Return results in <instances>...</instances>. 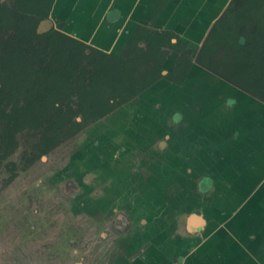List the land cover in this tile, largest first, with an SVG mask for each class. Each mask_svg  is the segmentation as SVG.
I'll return each instance as SVG.
<instances>
[{"label":"rangeland","instance_id":"rangeland-1","mask_svg":"<svg viewBox=\"0 0 264 264\" xmlns=\"http://www.w3.org/2000/svg\"><path fill=\"white\" fill-rule=\"evenodd\" d=\"M55 24L50 15L37 34L58 30ZM11 35L0 33V264H116L120 253L128 258L129 245L143 240L146 248L154 242L171 255L166 219L182 220L189 213L180 211L186 205L209 210L212 217L210 209L221 203V190L213 184L223 165L212 163L214 146L230 139L242 147L247 135L264 142V108L248 104L231 88L223 90L218 75L200 70L184 87L159 82L100 121L79 117V129L74 119L57 130L28 122L9 130V115L24 102L22 96L9 95V68L3 61L19 49L38 67L46 51L37 35L27 43ZM235 103L247 111L236 113L245 120H234L233 129L223 110ZM223 119L227 128L220 134L214 126L225 125L219 122ZM259 141L250 153L255 164L241 165L255 173L256 182L264 172ZM172 228L177 241V224Z\"/></svg>","mask_w":264,"mask_h":264},{"label":"trees","instance_id":"trees-1","mask_svg":"<svg viewBox=\"0 0 264 264\" xmlns=\"http://www.w3.org/2000/svg\"><path fill=\"white\" fill-rule=\"evenodd\" d=\"M55 1L15 0V8L0 3V33L12 31L11 38L19 43L37 35L46 43L38 67L19 49L3 61L2 66L9 68V95L22 96L24 102L9 115V130L27 122L57 130L74 119L79 129V117L100 121L162 79L183 86L196 58L201 66L264 100V0H235L199 53L173 33L140 28L121 56L59 30L38 35L37 28L50 17ZM169 50L182 57L176 69L164 75Z\"/></svg>","mask_w":264,"mask_h":264},{"label":"crops","instance_id":"crops-1","mask_svg":"<svg viewBox=\"0 0 264 264\" xmlns=\"http://www.w3.org/2000/svg\"><path fill=\"white\" fill-rule=\"evenodd\" d=\"M234 1L56 0L51 19L57 21L56 29L113 55L119 53L118 55L121 56L140 28L160 33H173L179 36L183 43L188 44L189 48L201 52L216 23L225 16ZM174 55H176L175 61H173ZM180 56L176 51L167 55L163 64L164 75L176 69L181 61ZM192 69L183 86L175 85L165 79L159 82L180 88L186 86L189 80L194 78L193 74L197 70L217 76L201 66L197 58L194 60ZM217 81L223 90L224 87L231 88L239 94H244L241 96L249 99L248 104L258 102L264 108L263 101L253 97L239 86L219 75ZM229 102L232 101H228V104ZM232 105H234L232 109L223 110V112H227L233 129H236L234 120H245L242 115L235 117L236 113H244L247 109L242 108L240 103L238 106L236 103ZM226 120L219 121L220 124L225 123V125L214 126L216 130H220V134L222 129L225 128L224 132L227 128ZM263 121L264 117L261 120L262 124L260 123L262 126L260 130L264 132ZM243 131H246L245 128ZM250 134L253 138V134ZM248 136L250 135H247L245 146L242 147L238 146V142L230 139L218 142V145L214 146L210 156L212 163L215 166L217 164L223 166L220 173L214 177V187L221 190V203H215V207L210 209L213 216H208L209 210L200 208L195 211L186 205L185 209L180 211L189 213L183 215L182 220L174 223L168 219L165 222L170 231L165 235V243L173 246L175 253L168 255L167 248L165 252H161L163 251L162 246L154 242L148 249L146 248L147 241L143 240V246L141 241L138 245H129L127 247L128 258L126 255L124 258L122 253L116 264H144L146 261L149 264H264V172H259L261 178L256 182L253 177L255 173L241 168V165L255 164L250 161V153L253 149V142L259 141L261 137L255 136V140H248ZM258 143L260 145L257 148L263 147L264 142L259 141ZM206 179L212 180L213 178L206 177ZM173 224H177V241L171 238ZM136 251H141V253L137 254ZM157 251L161 253L157 254ZM127 259L130 262L124 263Z\"/></svg>","mask_w":264,"mask_h":264},{"label":"flooded vegetation","instance_id":"flooded-vegetation-1","mask_svg":"<svg viewBox=\"0 0 264 264\" xmlns=\"http://www.w3.org/2000/svg\"><path fill=\"white\" fill-rule=\"evenodd\" d=\"M59 31H61V30H59ZM63 32V31H62ZM199 53V52H198ZM168 216H170L169 215V213H167V215H166V218L168 217ZM157 217V216H156ZM168 220V218L166 219V221ZM120 254H122V253H120Z\"/></svg>","mask_w":264,"mask_h":264},{"label":"water","instance_id":"water-1","mask_svg":"<svg viewBox=\"0 0 264 264\" xmlns=\"http://www.w3.org/2000/svg\"><path fill=\"white\" fill-rule=\"evenodd\" d=\"M252 96L264 102V100H262L261 98L254 96V95H252Z\"/></svg>","mask_w":264,"mask_h":264}]
</instances>
